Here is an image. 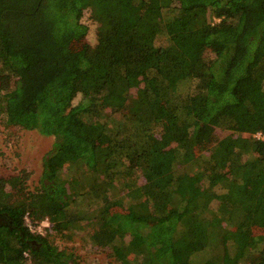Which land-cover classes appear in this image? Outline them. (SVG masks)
Wrapping results in <instances>:
<instances>
[{"label": "trees", "instance_id": "1", "mask_svg": "<svg viewBox=\"0 0 264 264\" xmlns=\"http://www.w3.org/2000/svg\"><path fill=\"white\" fill-rule=\"evenodd\" d=\"M0 115L55 138L34 191L0 177V264H81L27 213L120 264H264V0H0Z\"/></svg>", "mask_w": 264, "mask_h": 264}, {"label": "rangeland", "instance_id": "2", "mask_svg": "<svg viewBox=\"0 0 264 264\" xmlns=\"http://www.w3.org/2000/svg\"><path fill=\"white\" fill-rule=\"evenodd\" d=\"M89 16V12H86L82 21L87 23L90 27L87 40L92 44H96L98 23ZM214 20L216 21L215 18ZM80 99L81 95L79 94L74 99L73 103L77 104ZM7 123L5 118L0 115V177L18 173L21 175V171H27V173H29V178L26 183L27 190L34 191L37 186L40 185L44 157L53 147L55 138L53 136L44 135L37 130L23 129L20 126H10ZM179 167L181 170L185 168L187 171H193V169L185 167L183 164H180ZM65 171L67 177H73L75 175L74 167H68ZM138 177L140 178L138 183H144L145 180L143 176L140 175ZM204 183L207 184V181L205 180ZM85 187V190L89 188L88 181ZM221 190L222 189L218 187V191L221 192ZM71 191L76 192V187H72ZM112 193H115L118 197H124L120 190L118 192L113 190ZM124 193H126V190ZM24 195V193H20L16 198H22ZM90 202L87 204L86 199L84 202L80 201L77 202V204L74 203L71 210L73 212L81 211V213H84L88 217H94L97 213V207H93L92 205L94 203ZM218 205L219 201L217 200L212 204L213 208H217ZM88 229L89 228L81 232H71L67 230L64 232V237L55 235V233L52 232L53 229H47L45 233L47 232L46 234H49L51 239H55L60 249L72 253L73 257L77 258L81 264H120L116 261L111 249L94 245ZM122 239L129 241L130 238L125 236V238L122 237Z\"/></svg>", "mask_w": 264, "mask_h": 264}, {"label": "built area", "instance_id": "3", "mask_svg": "<svg viewBox=\"0 0 264 264\" xmlns=\"http://www.w3.org/2000/svg\"><path fill=\"white\" fill-rule=\"evenodd\" d=\"M256 137L264 139V135L261 132H258L256 134ZM25 224L31 230V232L42 234V235H46L47 232L45 233V231H47V229L50 230L52 228L49 218L46 217L40 222H34L31 219L29 213L25 215Z\"/></svg>", "mask_w": 264, "mask_h": 264}]
</instances>
